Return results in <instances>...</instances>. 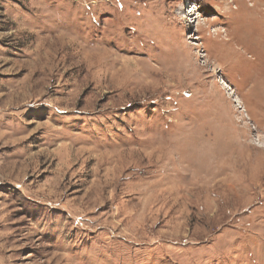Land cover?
<instances>
[{
	"label": "rangeland",
	"instance_id": "374dc122",
	"mask_svg": "<svg viewBox=\"0 0 264 264\" xmlns=\"http://www.w3.org/2000/svg\"><path fill=\"white\" fill-rule=\"evenodd\" d=\"M0 264H264V0H0Z\"/></svg>",
	"mask_w": 264,
	"mask_h": 264
}]
</instances>
